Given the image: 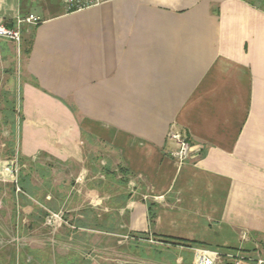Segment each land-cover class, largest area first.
<instances>
[{"label":"crops","instance_id":"obj_1","mask_svg":"<svg viewBox=\"0 0 264 264\" xmlns=\"http://www.w3.org/2000/svg\"><path fill=\"white\" fill-rule=\"evenodd\" d=\"M29 14L41 22L22 25L20 45L0 39V58L18 96L19 154L41 177L28 186L65 210L57 236L71 252L92 246L90 233L129 234L155 263L194 264L196 248L221 251L217 264L263 259L260 0H104L72 13L61 0H0V25ZM172 131L202 153L176 161Z\"/></svg>","mask_w":264,"mask_h":264},{"label":"rangeland","instance_id":"obj_2","mask_svg":"<svg viewBox=\"0 0 264 264\" xmlns=\"http://www.w3.org/2000/svg\"><path fill=\"white\" fill-rule=\"evenodd\" d=\"M11 80L0 58V264H53L54 260L62 258H76L72 264H77L76 260L88 262L92 259L99 260L103 264H167L168 257L164 253L154 254L160 260L158 263L149 259H139L138 257L146 258L150 254L147 253V248L139 251L133 247L132 235L128 239L125 238L128 234L118 237V235L90 233L91 236L85 239L92 246L77 249V252H71L76 246L66 242L65 237L58 238L57 233L62 229L60 224L62 225L65 220L69 221V225L71 223L66 217L65 210L54 211L38 203V198L43 196L47 189L39 188L40 190L36 191L28 184L26 188H22L20 174L25 176L29 184H40L39 171L34 164L26 163L23 167L19 166V176L13 172L16 170L15 160L20 161L18 151L20 110L18 96ZM81 183L80 181L79 184L82 185ZM85 191L79 195L85 196ZM36 207L48 215L51 212L62 211L63 219L59 221L57 228L51 227L46 219L45 226L41 230H35L36 224L30 220V211L34 208L35 214L38 210ZM63 225L66 230H72L68 224ZM78 238L82 239L81 236ZM163 258H166L165 261ZM168 259L173 260L172 257ZM254 264L259 263L255 261Z\"/></svg>","mask_w":264,"mask_h":264},{"label":"built area","instance_id":"obj_3","mask_svg":"<svg viewBox=\"0 0 264 264\" xmlns=\"http://www.w3.org/2000/svg\"><path fill=\"white\" fill-rule=\"evenodd\" d=\"M66 13H72L77 11L86 10L89 8L101 5L104 0H61ZM41 22V17L35 14H29L28 16L21 18L17 21L14 27H8L6 25H0V39H8L16 42L18 45L22 42V25L25 23L37 25ZM169 138L176 142V149L172 151V157L183 164L191 159L199 156L203 151L202 144H195L188 135L182 132L172 131L169 133ZM15 168L13 171L19 176V163L15 160ZM63 219V212H51L47 217V223L57 228L59 221ZM129 234L125 238H129ZM223 254L219 250H212L208 248H196L195 249V263L194 264H217ZM259 264H264L263 259L258 260Z\"/></svg>","mask_w":264,"mask_h":264},{"label":"trees","instance_id":"obj_4","mask_svg":"<svg viewBox=\"0 0 264 264\" xmlns=\"http://www.w3.org/2000/svg\"><path fill=\"white\" fill-rule=\"evenodd\" d=\"M260 2L262 3V6L264 7V0H260ZM20 157V161H18V163L20 164L21 167L24 166V164H26V160L25 158H23L22 156H19ZM22 174H20V178L21 179V183H22V188H26V185L29 183L28 180L25 178V176H21ZM28 182V183H27ZM43 210H41L40 208L36 211V216H34V220L33 222H35V224H37L38 222H43L47 219L46 216H48V213H44L42 212ZM46 215V216H45ZM156 217H157V212H156V209L154 207V204H150L149 205V219H150V222L151 224H154L155 220H156ZM76 259V258H75ZM75 259L72 258V263H74ZM61 260H64V258L60 259V264L62 263ZM77 261V264L80 263V264H86L88 262L86 261H83V260H76ZM71 263V264H72Z\"/></svg>","mask_w":264,"mask_h":264}]
</instances>
